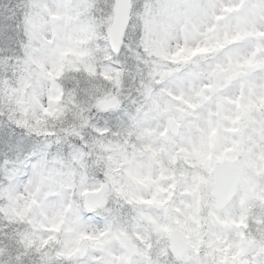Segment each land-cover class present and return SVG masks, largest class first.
<instances>
[{
  "label": "snow or ice",
  "instance_id": "snow-or-ice-1",
  "mask_svg": "<svg viewBox=\"0 0 264 264\" xmlns=\"http://www.w3.org/2000/svg\"><path fill=\"white\" fill-rule=\"evenodd\" d=\"M0 264H264V0H0Z\"/></svg>",
  "mask_w": 264,
  "mask_h": 264
}]
</instances>
